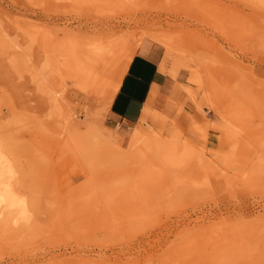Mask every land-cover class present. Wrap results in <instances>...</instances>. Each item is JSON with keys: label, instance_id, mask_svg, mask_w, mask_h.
<instances>
[{"label": "rangeland", "instance_id": "obj_1", "mask_svg": "<svg viewBox=\"0 0 264 264\" xmlns=\"http://www.w3.org/2000/svg\"><path fill=\"white\" fill-rule=\"evenodd\" d=\"M109 1L97 11L79 3L56 11L44 9L40 0H0V41L16 47L8 54L0 47L2 129L15 146L35 212L32 226L7 229L0 259L4 264H264V218L253 215L264 205V171L251 177L253 158L239 155L258 145L257 154L264 153V0H114L106 8ZM44 24L50 30L67 24L122 26L138 37L155 28L173 38L172 58L162 46L168 69L178 71L170 77L165 106L154 108L166 116L159 131L167 138L180 136L179 149L186 150L181 166L162 177L157 167L141 168L148 162L137 156L122 159L113 150L122 143L128 155L135 121H113L98 97L80 92L62 99L59 109L43 107L41 89L31 78L45 63L38 53L44 38L36 33ZM49 71L43 84L58 80ZM197 76L200 82L193 81ZM60 81L74 88L67 76ZM97 111L95 120L103 131L113 128L106 132L114 142L85 126ZM72 113L77 117L66 124L61 117ZM14 117L23 125L7 123ZM74 137L86 153H80L81 163ZM95 189L99 199L90 196ZM194 223L195 229L179 234ZM56 251L68 253L62 260L42 259ZM98 252L101 262L86 259Z\"/></svg>", "mask_w": 264, "mask_h": 264}, {"label": "bare ground", "instance_id": "obj_2", "mask_svg": "<svg viewBox=\"0 0 264 264\" xmlns=\"http://www.w3.org/2000/svg\"><path fill=\"white\" fill-rule=\"evenodd\" d=\"M105 1V0H104ZM103 0H40L39 5L44 9L53 7L56 11H62L63 8H67L70 5L75 6L80 4L88 11H97L101 6ZM114 0H110L107 5ZM105 9V8H103ZM67 22H64L66 24ZM70 24V23H69ZM60 25V24H59ZM37 30V34L44 39L39 43L38 53L39 57L44 59V65L39 72L32 75V82L41 89L39 97L44 101V108L59 109L62 99H66L67 95H78L82 92L89 97H98L104 103L103 112H110L112 103L115 96L120 90L122 81L127 73L129 66L134 59L137 50L142 44L144 38H149L154 42L163 45L166 48L167 57L173 56L172 50L174 49L173 38L164 33L162 30L155 28H148L143 31L140 36L130 35L123 30L122 26H112L109 29H101L95 25H89L86 27L78 25L77 27L64 25L57 30H50L49 24H44ZM103 27V25H102ZM101 29V30H100ZM0 47L3 48V54H8L16 50V47H10L6 43L0 41ZM19 53V52H18ZM18 62V60H15ZM53 70L58 80L52 85L44 83L45 79L51 75ZM160 70L169 75L172 78L178 70L168 69L167 61L164 60L160 64ZM67 76L73 81L74 88L66 89L65 84H61V78ZM200 76L194 79V82H200ZM66 82V81H65ZM53 87V88H52ZM81 92V93H80ZM163 94V90L157 87H153L148 99L142 108L140 117L135 121V127L132 130V137L129 141V153L128 155L122 152L120 147L114 148V152L123 154L120 157H139V159L145 160L148 164L142 166L143 169L151 170L152 167H157L162 177L168 175L171 170L176 166H181L185 159V151L179 149V134L175 133L171 138L164 136V133L159 130L162 126L165 127L166 120L165 115L159 113L154 108V102L157 97ZM62 112L59 113L61 116ZM77 117L76 113L69 115L70 117L64 118L66 124H71V120ZM94 115V114H93ZM96 117V118H95ZM95 117H89L84 123L85 126L94 133L102 135L105 133L107 141H113L115 137L106 130L110 131L113 128L107 127L105 131L101 130L98 125L97 117H100V111H97ZM6 116L0 111V245L7 243L6 239L7 229L9 227H29L34 222V203L28 193L25 183L20 178L21 169L18 164V157H16L15 146L13 142H10L4 135L3 119ZM23 120L19 117H14L8 120V124H16L22 126ZM154 124L155 126H153ZM161 126V128H157ZM77 126L76 128H80ZM121 125L114 129H120ZM128 131V130H127ZM102 133V134H101ZM73 151L76 158L80 162V153H84V147L77 137L73 138ZM112 142V144H114ZM264 148V142L261 144ZM257 146V145H256ZM259 147H249L239 151L240 157H249L253 161L252 169L250 171L251 177H255L260 171H264V153L257 154ZM255 153V154H254ZM255 156H254V155ZM187 155V154H186ZM188 157V156H187ZM220 157H222L220 155ZM227 156L224 157V159ZM87 159V157L85 156ZM202 161V159H200ZM133 161L127 162L130 164ZM81 163V162H80ZM195 164H197L195 162ZM141 166V165H140ZM84 168V167H83ZM109 189L103 187L102 190ZM98 189H95V194H90L92 199H99L96 197ZM253 215L256 218H264V205L260 209L254 210ZM210 219L205 217L204 219ZM92 219H89V223ZM85 227H87V222ZM198 223H194L193 226L185 224L180 230L179 234L182 235L197 227ZM201 227L203 225H200ZM68 252H55L50 256L48 254L43 255L42 259L45 260H62ZM87 260H104L102 253L98 252L94 255H86ZM1 260V259H0ZM40 260V261H43ZM36 262V260H34ZM0 264H4L1 260Z\"/></svg>", "mask_w": 264, "mask_h": 264}, {"label": "crops", "instance_id": "obj_3", "mask_svg": "<svg viewBox=\"0 0 264 264\" xmlns=\"http://www.w3.org/2000/svg\"><path fill=\"white\" fill-rule=\"evenodd\" d=\"M164 47L151 39H144L124 76L119 92L110 109V118L116 122H134L140 117L153 87L163 90L154 106L162 108L169 97L172 80L160 70Z\"/></svg>", "mask_w": 264, "mask_h": 264}]
</instances>
